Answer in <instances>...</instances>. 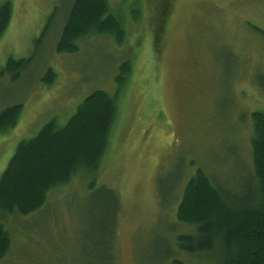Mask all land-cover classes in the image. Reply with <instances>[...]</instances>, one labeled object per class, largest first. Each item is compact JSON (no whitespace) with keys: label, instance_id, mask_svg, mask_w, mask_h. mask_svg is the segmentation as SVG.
Here are the masks:
<instances>
[{"label":"rangeland","instance_id":"374dc122","mask_svg":"<svg viewBox=\"0 0 264 264\" xmlns=\"http://www.w3.org/2000/svg\"><path fill=\"white\" fill-rule=\"evenodd\" d=\"M75 1L0 0L13 8L0 37V113L22 106L0 134V177L22 141L52 120L65 126L94 91L118 111L95 171L52 189L41 209L5 219L11 247L0 264H221L220 246L179 248L178 236L197 226L177 211L198 168L234 209L256 200L264 0H108L122 40L93 30L75 52H58ZM11 59L24 63L9 68ZM125 61L131 74L120 84Z\"/></svg>","mask_w":264,"mask_h":264},{"label":"trees","instance_id":"16d2710c","mask_svg":"<svg viewBox=\"0 0 264 264\" xmlns=\"http://www.w3.org/2000/svg\"><path fill=\"white\" fill-rule=\"evenodd\" d=\"M12 13L10 2L0 7V37L9 26ZM93 30L110 32L118 41L125 32L108 0H76L58 52H75L77 41ZM23 63L24 60L11 59L8 66ZM121 69L119 83L123 84L131 74L130 62L125 61ZM21 111V105L1 111L0 134L17 124ZM117 112L115 99L96 90L84 99L65 126L52 120L34 138L18 145L0 177V259L11 247L5 219L14 213L27 215L41 209L52 189L70 182L81 170L95 171L107 148ZM253 126L252 157L259 185L256 200L252 196V204L234 209L207 173L198 168L185 186L177 211L179 221L195 224L197 232L178 236L181 250L205 253L220 246L221 264H264V112L253 113ZM171 264L184 262L174 259Z\"/></svg>","mask_w":264,"mask_h":264}]
</instances>
